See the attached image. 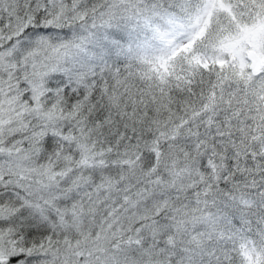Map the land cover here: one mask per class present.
<instances>
[{
	"label": "snow or ice",
	"instance_id": "1",
	"mask_svg": "<svg viewBox=\"0 0 264 264\" xmlns=\"http://www.w3.org/2000/svg\"><path fill=\"white\" fill-rule=\"evenodd\" d=\"M0 264H264V0H0Z\"/></svg>",
	"mask_w": 264,
	"mask_h": 264
}]
</instances>
